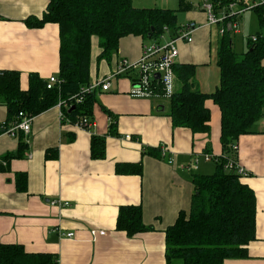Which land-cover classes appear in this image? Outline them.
Returning a JSON list of instances; mask_svg holds the SVG:
<instances>
[{
	"label": "crops",
	"instance_id": "obj_1",
	"mask_svg": "<svg viewBox=\"0 0 264 264\" xmlns=\"http://www.w3.org/2000/svg\"><path fill=\"white\" fill-rule=\"evenodd\" d=\"M48 3L0 0V71L19 72L23 91L29 88L31 74L46 82L52 76L59 78V25L32 28L26 24L30 17L41 18ZM189 3L192 8L184 12L179 10V0H132L138 9L177 11L180 29L191 22L197 25L192 43H177L176 65H194L193 90L210 95L220 86L218 49L224 28L222 23L209 24L203 0ZM227 11L228 7L217 17L223 18ZM235 19L237 28L232 30L240 34L242 24L246 43L264 35L254 10ZM149 35L146 39L122 38L108 59L100 58L99 40L92 37L91 84L114 75L124 59L137 62L144 45L176 37L169 29L157 38ZM137 74L129 71L112 77L108 91L95 90L94 126L90 130L69 120L63 122L57 106L36 116L31 133L24 134L28 148L23 158H11L18 153L19 139L0 130V244L22 245L27 253L57 255L59 264H167L166 230L175 224L180 212L190 210L193 176L216 171V161L205 160V154L214 159L223 154L221 111L212 100L206 102L211 113L210 134L174 128L169 116L171 100L131 96ZM180 88L176 75V92ZM7 117L6 106L0 104V126ZM254 130L237 141L236 162L248 174L241 182L256 194V239L246 247L248 257L226 259L224 264H264L263 119ZM93 136L106 137L103 160L92 159ZM146 149L154 150L155 155L144 154ZM195 159L199 160L198 168L191 169ZM138 163L142 164L141 176L117 172L118 164ZM22 176H26L25 185ZM122 206H141L143 223L151 230L134 237L118 231ZM93 231L105 234L94 238ZM70 233L75 236H62Z\"/></svg>",
	"mask_w": 264,
	"mask_h": 264
},
{
	"label": "trees",
	"instance_id": "obj_2",
	"mask_svg": "<svg viewBox=\"0 0 264 264\" xmlns=\"http://www.w3.org/2000/svg\"><path fill=\"white\" fill-rule=\"evenodd\" d=\"M210 1L218 16L220 11L238 0ZM191 8L189 0H179L180 11ZM254 11L260 27L264 28V6ZM177 20V11L138 9L132 0H49L42 17H30L26 24L32 28L47 23L59 25L61 83L49 90L45 80L31 74L29 88L23 91L19 72L0 71V104L8 111L1 132L19 122L21 112L36 117L61 101L81 95L83 89L91 85L92 37L99 40L100 58L108 59L118 50L124 37L146 39L151 33L157 38L166 29L177 36L180 29ZM235 20L228 18L222 22L225 32L218 49L220 86L213 94L193 90L194 65L177 64L174 67L181 88L170 101L169 116L173 127L187 128L193 134H210L211 113L206 102L212 100L221 111L223 154L218 157L213 174L193 176L194 194L190 210L180 212L175 224L166 230L167 264H224L226 259L246 258L247 245L256 239V194L241 182L244 176L226 167L231 161L236 162L233 146L239 138L253 134L254 126L264 118V35L249 38L247 50L237 53L233 30L228 31L229 23ZM154 86L157 93L162 92L157 81ZM95 95V91L85 94L83 101L74 104L71 112L63 108L64 122L69 120L75 124L80 117L92 120ZM16 138L19 139V150L11 158H23L28 148L23 141L24 133L18 131ZM154 153V150L146 149L144 154ZM91 156L94 160L105 159L106 137H92ZM117 172L141 176L142 164H118ZM21 178L25 185L26 176ZM116 229L126 232L129 237L151 230L143 223L141 206H122ZM0 264H59V257L48 253H27L22 245L0 244Z\"/></svg>",
	"mask_w": 264,
	"mask_h": 264
},
{
	"label": "built area",
	"instance_id": "obj_3",
	"mask_svg": "<svg viewBox=\"0 0 264 264\" xmlns=\"http://www.w3.org/2000/svg\"><path fill=\"white\" fill-rule=\"evenodd\" d=\"M203 2V7L208 16V21L210 25H217L228 18H236L247 11L254 10L255 8L260 6H264V0H238L229 5L228 11L225 13L223 18H218L215 14L214 7L211 1L203 0ZM231 25L232 28H237L236 21L231 23ZM196 30L197 25L191 22L179 29L178 35L168 42H154L150 45H144L142 55L137 62H130L124 59L114 75L108 77L106 80L91 84L86 89H83L81 95L74 96L69 101H61L57 105V107L61 110L60 119L64 122L65 116L62 111L63 108L71 109L74 104H78L83 101V97L85 94H89L92 91L97 90L98 88H101L103 91H108L110 88L109 81L112 77L123 75L129 71H137L138 73L136 77V85L131 91L132 97H162L171 100L176 94V74L174 71V67L179 56V49L177 43L180 41H187L188 43H192L194 40L193 35ZM222 33H224V30L222 31ZM158 74L160 75V79H157ZM155 81H157L161 85V93H157V89L154 86ZM60 83L61 81L58 77L52 76L47 81V89L51 90ZM18 119L20 121L11 124L8 129L4 131V134L16 138L18 131H22L26 136L31 133L32 124L34 122L35 117L21 112L18 116ZM74 125L84 130H90L94 126V121L90 120L88 117H80L78 123H75ZM4 127L5 123L0 126V130L4 129ZM126 138L128 140L132 139L131 136H127ZM233 150L235 151V153L239 151V147L237 144L233 146ZM163 151L165 152L166 149H164ZM204 158L207 161H211L212 159L217 161L218 159H214V157H212L210 154H205ZM198 162L199 160L195 159L190 168L197 169ZM226 168L234 169L238 172V174L244 177L248 175L247 172L238 163L233 161H231ZM65 205H68V203H66ZM91 234L94 238H96L99 235H104L105 232L93 231ZM62 236L72 238L75 236V234L70 233Z\"/></svg>",
	"mask_w": 264,
	"mask_h": 264
},
{
	"label": "rangeland",
	"instance_id": "obj_4",
	"mask_svg": "<svg viewBox=\"0 0 264 264\" xmlns=\"http://www.w3.org/2000/svg\"><path fill=\"white\" fill-rule=\"evenodd\" d=\"M256 28L253 29V32L256 30ZM239 30H240V34H237V33H235L233 31L232 39L234 40V50L237 53H243V52H245L247 50V43H246V38L247 37L245 38L246 33L243 30L242 24H240Z\"/></svg>",
	"mask_w": 264,
	"mask_h": 264
},
{
	"label": "water",
	"instance_id": "obj_5",
	"mask_svg": "<svg viewBox=\"0 0 264 264\" xmlns=\"http://www.w3.org/2000/svg\"><path fill=\"white\" fill-rule=\"evenodd\" d=\"M231 30H232V27H231V24H229V25H228V31L230 32ZM149 38H151V34L149 35ZM157 79H160V75H159V74L157 75ZM74 108H75V107H72V108L70 109V112H71V110H74Z\"/></svg>",
	"mask_w": 264,
	"mask_h": 264
}]
</instances>
